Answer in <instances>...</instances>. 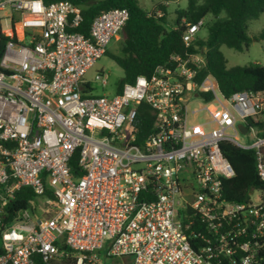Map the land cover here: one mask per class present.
I'll list each match as a JSON object with an SVG mask.
<instances>
[{
  "label": "built area",
  "instance_id": "obj_1",
  "mask_svg": "<svg viewBox=\"0 0 264 264\" xmlns=\"http://www.w3.org/2000/svg\"><path fill=\"white\" fill-rule=\"evenodd\" d=\"M82 11L68 0H0V264L37 255L47 264H262L264 188L226 198L235 171L221 144L255 150L264 186V128L247 124L264 120V90L226 97L214 77L196 80L205 54L186 51L119 93L94 94L85 75L129 12L104 11L84 31ZM182 23L190 48L206 20ZM142 103L154 123L137 143ZM22 187L35 193V210L6 223Z\"/></svg>",
  "mask_w": 264,
  "mask_h": 264
},
{
  "label": "trees",
  "instance_id": "obj_2",
  "mask_svg": "<svg viewBox=\"0 0 264 264\" xmlns=\"http://www.w3.org/2000/svg\"><path fill=\"white\" fill-rule=\"evenodd\" d=\"M43 1L50 4L62 0ZM68 1L82 7L84 31H87L95 17L104 11L113 8L128 10L129 18L120 32L123 43L120 53L114 54L109 50L106 52V55L110 56L124 72V78L119 82L115 93L121 92L125 83H133L138 76H150L158 66L167 63L172 54H184L186 51H201L205 54L207 64L196 80L201 82L208 75L214 77L220 91L226 97L240 91L264 90L263 65L256 63L229 68L221 50L226 46L236 51H243L249 47L253 39H264V31L254 37L248 35V23L264 13V0H202L201 2L189 0L186 9L176 12L177 17L171 27H168L166 8L162 3L157 4V9L148 11L140 6L139 0ZM158 10L164 13L161 17L157 15ZM184 18L188 22H197L202 18L206 20L204 29L207 35L199 36L190 48H186L182 39ZM204 96L207 100L212 99L210 94ZM137 121L139 128L137 143H141L153 129L154 114L150 106L145 103L138 106ZM247 124L248 126L256 124L264 128V120L255 123L248 118ZM221 149L235 171V175L223 183V192L228 200L243 202L255 189L264 188L256 170L255 150L242 149L228 141L221 144ZM37 202L38 199L32 189L22 187L7 206L9 215L6 223H10L21 210H35ZM59 248L64 253L70 251L65 244L59 243ZM2 253L3 247L0 241V255ZM70 258L63 260L68 261ZM34 264L47 263L37 255Z\"/></svg>",
  "mask_w": 264,
  "mask_h": 264
},
{
  "label": "rangeland",
  "instance_id": "obj_3",
  "mask_svg": "<svg viewBox=\"0 0 264 264\" xmlns=\"http://www.w3.org/2000/svg\"><path fill=\"white\" fill-rule=\"evenodd\" d=\"M201 2L202 0H197ZM189 0H139V4L143 9L152 11L157 9V4L162 3L166 8V20L168 27L174 25L177 11L180 9H186ZM210 19V17L208 18ZM264 31V13L260 15L258 19L252 20L248 23V35L254 37ZM207 35L206 29H202L200 36L205 37ZM122 38L116 42H112L109 47V51L114 54H119L122 48ZM226 60L227 67L233 66H250L252 64H261L264 66V39L252 40L249 47L243 51H236L226 46L221 48ZM103 73L108 78V85L103 87L100 80L97 79V75ZM124 78L123 70L115 63V61L108 55L103 56L85 75V79L90 82L94 94H107L113 95L116 92V88L119 82ZM200 102L194 100L190 105L191 109L197 107ZM231 135H235L230 131ZM237 138L242 143L250 144L253 139L244 134L237 135ZM50 217V216H47ZM49 219V218H48ZM1 241V238H0ZM68 261L59 260L55 264H74V256Z\"/></svg>",
  "mask_w": 264,
  "mask_h": 264
},
{
  "label": "water",
  "instance_id": "obj_4",
  "mask_svg": "<svg viewBox=\"0 0 264 264\" xmlns=\"http://www.w3.org/2000/svg\"><path fill=\"white\" fill-rule=\"evenodd\" d=\"M239 129H240V131H241L242 133H246V132H247V128H246L245 125H243V124H240V125H239Z\"/></svg>",
  "mask_w": 264,
  "mask_h": 264
}]
</instances>
